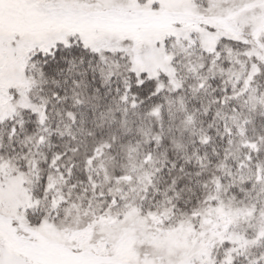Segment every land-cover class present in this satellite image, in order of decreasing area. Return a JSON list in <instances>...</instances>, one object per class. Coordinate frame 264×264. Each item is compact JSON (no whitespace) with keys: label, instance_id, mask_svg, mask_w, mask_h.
Instances as JSON below:
<instances>
[{"label":"snow or ice","instance_id":"snow-or-ice-1","mask_svg":"<svg viewBox=\"0 0 264 264\" xmlns=\"http://www.w3.org/2000/svg\"><path fill=\"white\" fill-rule=\"evenodd\" d=\"M0 264H264V0H0Z\"/></svg>","mask_w":264,"mask_h":264}]
</instances>
